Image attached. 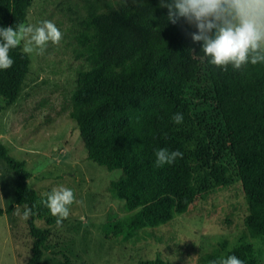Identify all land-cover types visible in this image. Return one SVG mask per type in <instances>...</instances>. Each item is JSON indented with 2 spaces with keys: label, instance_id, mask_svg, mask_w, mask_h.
I'll use <instances>...</instances> for the list:
<instances>
[{
  "label": "trees",
  "instance_id": "16d2710c",
  "mask_svg": "<svg viewBox=\"0 0 264 264\" xmlns=\"http://www.w3.org/2000/svg\"><path fill=\"white\" fill-rule=\"evenodd\" d=\"M31 3L0 0V27L26 25ZM229 13L226 18L238 25L235 10ZM194 31L183 20L172 24L159 0H124L104 11H88L74 33L77 57L86 67L78 71L68 116L87 158L122 172L110 191L133 213L110 225L113 238L165 224L211 189L238 179L248 205L245 235L264 244V61L250 63L264 50H250L249 62L239 69L231 62L218 67L200 43L192 42ZM9 55L13 65L0 69L4 108L19 97L30 66L21 45ZM177 113L183 115L180 124L172 120ZM162 148L183 156L157 167L155 152ZM0 161L16 177L15 205L33 212L27 220L32 244L25 264H42L56 217L29 186L24 161L12 157L1 141ZM12 208H0V216ZM230 255L243 264H264V249L252 247L245 237L198 259L210 264ZM139 264L171 263L156 258Z\"/></svg>",
  "mask_w": 264,
  "mask_h": 264
},
{
  "label": "rangeland",
  "instance_id": "374dc122",
  "mask_svg": "<svg viewBox=\"0 0 264 264\" xmlns=\"http://www.w3.org/2000/svg\"><path fill=\"white\" fill-rule=\"evenodd\" d=\"M122 1L32 0L26 25L51 21L63 36L59 44L49 42L43 55L27 54L29 73L13 104L4 108L0 98V141L12 157L24 161L31 173L29 186L40 196L58 186L75 195L62 227L49 228L42 264H139L156 258L171 264H201L202 254L223 243L235 246L242 237L252 247L264 249L261 240L245 235L248 205L238 179L211 189L165 224L129 237H112L110 225L133 213L110 191L122 172L87 158L68 112L78 71L86 67L77 57L78 22L90 10L104 11ZM259 43L264 50V41ZM15 182L14 174L0 161V208L13 206L9 214L0 216V264H25L30 257L32 238L27 221L16 214L17 209L22 214L25 206L15 205ZM35 223L46 227L42 220Z\"/></svg>",
  "mask_w": 264,
  "mask_h": 264
},
{
  "label": "clouds",
  "instance_id": "9594fccd",
  "mask_svg": "<svg viewBox=\"0 0 264 264\" xmlns=\"http://www.w3.org/2000/svg\"><path fill=\"white\" fill-rule=\"evenodd\" d=\"M160 7L168 11V20L177 24L181 20L194 27L189 33L193 43H200L205 56L210 57V63L223 67L229 62L234 69H239L249 62L250 50L254 53L264 41V0H159ZM229 9L235 10L239 24H233L226 18ZM218 22H222L220 26ZM215 30L214 36L209 33ZM62 32L51 21H43L39 26L18 24L0 27V69L7 70L14 61L9 52L21 45L26 54L43 55L48 43L59 44ZM264 61V55H252L250 63L255 65ZM172 120L176 124L183 122V115L174 114ZM180 151L159 149L155 152L156 166L173 163ZM76 202L74 192L64 186L53 188L42 193L40 203L44 205L53 217H56L57 227L70 215V206ZM17 215L27 221L33 215L32 209L25 206L22 214L17 209ZM210 264H243L234 255L211 261Z\"/></svg>",
  "mask_w": 264,
  "mask_h": 264
}]
</instances>
